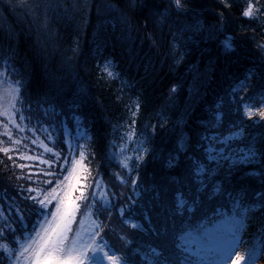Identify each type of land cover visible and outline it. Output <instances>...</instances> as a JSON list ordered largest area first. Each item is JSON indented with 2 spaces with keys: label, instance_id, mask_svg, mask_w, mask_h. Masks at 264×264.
<instances>
[{
  "label": "trees",
  "instance_id": "obj_1",
  "mask_svg": "<svg viewBox=\"0 0 264 264\" xmlns=\"http://www.w3.org/2000/svg\"><path fill=\"white\" fill-rule=\"evenodd\" d=\"M59 2L69 5L70 10L67 14L59 11L49 22L58 33L57 46L53 47L41 28L42 8L32 10V0H0V70L15 69L10 79L26 75L32 123L49 122L45 109L54 107L61 112L53 133L58 150L67 154L70 143H83L87 151L95 153L89 157L90 168L97 170L99 165L101 187L106 189L110 205H114L108 208L111 218L102 217L107 221L105 239L124 264H183L185 257L194 260L191 253L195 244H189L187 234L200 232L203 227L212 230L213 221L239 211L235 205L241 198L247 205L258 199L253 190H260L259 178L246 175L252 168L259 170L258 165L241 166L231 183L224 178L223 169L215 176L209 175L211 165L202 182L193 172L198 162L208 164L200 140L206 129L223 135L242 127L244 135L232 146H247L255 137L257 146L264 149V120L259 116L249 120L243 115V107L237 112V106L228 103L225 96L249 68L259 71L264 67V51L257 47L264 44V15L244 17L248 0H191L190 8L205 26L220 31L211 40L205 39L203 32L193 35L185 59L176 64L171 54L172 34L181 23L190 22L192 15L178 16L173 9L171 23L158 22L159 17L150 13L167 7L169 0H135L134 5L132 0H87L86 10L79 12L71 10L73 0ZM253 2L258 8L264 5V0ZM122 15L127 16V23L121 22ZM227 37L233 44L231 50L222 44ZM77 44L79 52L73 56ZM67 56H72L69 64L64 63ZM105 64L113 76L102 70ZM255 83L254 78L249 81L247 93L240 88L236 99L247 98L244 102L259 109L264 95L252 88ZM173 85L177 86L176 92L171 91ZM77 96L79 107L72 109L68 102ZM221 98L225 101L223 116L211 128ZM132 111H136L135 117ZM73 112L81 116L79 126L72 118ZM132 119L136 120L137 135L130 141L127 135ZM145 132L151 140L143 146L150 151L141 167L135 171L122 168L120 160L132 154L145 139L141 134ZM81 135L83 139L78 140ZM0 160L8 163L7 169L0 163V205L6 208L15 197L16 206L30 207L14 182L8 180L20 170L13 169L2 153ZM133 178L137 180L135 185L131 183ZM217 182L219 193L213 192ZM229 191L231 196L227 195ZM103 207L101 199L93 211ZM262 218L264 207L252 210L245 221V263L253 261L250 250L254 258L258 257L255 264H264ZM178 244L188 251L181 255Z\"/></svg>",
  "mask_w": 264,
  "mask_h": 264
},
{
  "label": "snow or ice",
  "instance_id": "obj_2",
  "mask_svg": "<svg viewBox=\"0 0 264 264\" xmlns=\"http://www.w3.org/2000/svg\"><path fill=\"white\" fill-rule=\"evenodd\" d=\"M190 2L191 0H169L167 7L162 10H152L150 13L152 16L159 17L158 22L167 20L171 23L170 13L173 9L177 11L178 16L191 12L192 20L181 23L177 32L172 34L171 54L176 64L185 59L186 46L193 35L203 32L204 38L211 40L215 39V34L220 31V28L215 26L206 27L195 9L190 8ZM221 2L223 3L224 0ZM132 3L134 5L135 0H132ZM86 7L87 0H73L71 10L79 12L81 9L86 10ZM225 7H227L226 3ZM30 8L43 9L44 18L41 28L48 41L56 47L55 38L58 33L54 27L49 26V22L61 10L67 14L70 10L69 5L59 0H32ZM242 15L244 17L264 15V5L258 8L253 0H248ZM222 17L223 13H221ZM127 19L126 15L120 17L122 23H127ZM37 42L40 43L39 34ZM222 44L227 50L233 48L230 37L225 38ZM97 47L99 48V44ZM257 47L264 51V44H257ZM78 52L77 44L72 49L73 56ZM71 60L72 56H67L64 63L69 64ZM102 70L109 77L113 76L107 64ZM14 72L15 69L0 70V153L6 157L13 169L20 170L8 176V180L14 182V187L26 201L30 202V207L25 209L16 206L15 197H12L11 203H7L6 208L0 205V252H2L0 261H6V264H103L105 261L107 264H124L122 257L111 249L108 240L105 239L107 221L102 217L106 215L111 218L112 213L108 211V208L114 205H110L106 189L101 187L99 165L97 170L90 168L89 157H94L95 153L87 151L83 143H70L67 154L63 149L58 150L53 133L57 131V120L62 115L61 112L54 107L51 110L45 109L44 114L49 117V122L32 123L33 117L30 115L32 102L27 95V77L21 74L20 79H10V75ZM253 78L256 83L252 85V88L260 89V93L264 95V67H261L259 71L249 68L243 79L235 81V87L230 86L225 96L229 98L228 103L237 106L235 109L237 112L242 106L243 115L249 120L254 116L264 120V104L259 109H255L252 104L244 102L247 98L236 99L240 88H243L246 93L249 91V81ZM171 91L176 92L177 86L173 85ZM78 99V96L74 97L68 102V106L72 109L78 108L79 104L76 103ZM224 102L221 98L216 104L211 128L216 127L215 122L221 121L223 116L221 107ZM139 108L140 105L136 104V109L139 110ZM136 115V111L131 112L132 117ZM72 118L79 126L81 116L73 112ZM239 124H243V121ZM135 125L136 120L132 119L131 124L128 125L131 131L127 135L130 141L137 135ZM37 132L40 133L39 136ZM141 134L145 136V139L135 147L130 156H123L119 162L122 168L135 171L144 162L145 154L150 151V148H145L143 145L151 140V136L147 132ZM243 135V128L238 126L235 131L230 130L223 135L206 129L200 136V140L204 142L208 164L198 162L193 174L200 177L202 182L203 174L211 165L209 175L215 176L223 169L224 178L231 183V177L241 166L258 165L259 170L252 168L246 173L249 177L259 178L260 190H253L258 199H255L251 205H247L243 204L241 198L235 205L239 211H233L223 218L215 230L209 231L205 228L201 239L193 245L191 255L195 259L188 260L185 257L183 264H225L236 246L242 242L241 233L246 228L245 221L249 219V213L264 207V149L257 146L255 137L247 146H232V142L238 141ZM77 139H83V135ZM123 139L124 137H121V141ZM50 144L52 146H49ZM118 154L123 155L122 152ZM169 162L171 163V160ZM0 163H4L5 168H8V163L5 161L0 160ZM237 179L240 178L237 177ZM131 183L135 185L137 180L133 178ZM220 191L217 182L213 192ZM227 195L231 196L232 193L229 191ZM101 199L104 207L93 211ZM179 207L178 204L177 209ZM119 211L123 215V208ZM261 226L264 227V218L261 220ZM132 227L135 228L136 225L132 224ZM176 248L181 255L188 251L186 247H181L179 244ZM249 258L254 259L250 250ZM243 260L244 256L237 253V258L233 259L232 264H241ZM166 264H172V262L168 261Z\"/></svg>",
  "mask_w": 264,
  "mask_h": 264
}]
</instances>
